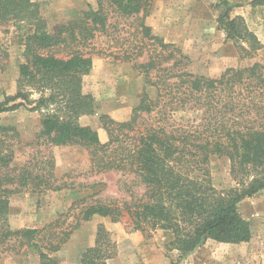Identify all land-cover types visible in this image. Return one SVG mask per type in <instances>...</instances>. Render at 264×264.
I'll return each mask as SVG.
<instances>
[{
  "label": "trees",
  "instance_id": "trees-1",
  "mask_svg": "<svg viewBox=\"0 0 264 264\" xmlns=\"http://www.w3.org/2000/svg\"><path fill=\"white\" fill-rule=\"evenodd\" d=\"M96 3L97 9L89 7L80 21L62 24L49 32L37 2L0 0V21L23 22L31 27L24 37V61L17 67V91L0 102V113L19 107L37 111L40 121L36 139L50 145H79L93 150L95 155L98 150H109L110 155L101 158L98 166L128 169L144 192L140 198L122 204L84 206L78 211L79 220L69 230L51 231L60 225L58 217L42 228L12 230L5 219L10 195L30 188L41 192L63 186L54 183L49 170L34 172L23 165L10 173L17 142L11 139L18 137V131L11 125H0V244L14 239L39 250L40 264H59L49 252L58 251L80 222L93 216L109 217L113 222L126 217L132 229L142 233L169 231L172 239L168 245L181 257L208 239L221 243L249 241L250 223L239 213L238 204L264 189V63L227 67L217 77L196 75L179 69L182 60L187 59L179 49L153 36L160 49L153 50L137 67L145 76V85L155 88V97H149L143 89L127 120L115 122L101 115L109 135L107 142L101 143L96 129L78 122L80 115L93 112V98L81 92L92 58L79 49L67 57H57L51 50L60 45H83L95 32H102L107 21L105 4L128 17L145 15L151 0ZM250 3L263 5L264 0ZM221 4L224 10L216 22L226 38L235 45L245 43L250 52L259 50L262 44L256 34L242 18L231 16L227 1ZM144 30L148 33L149 28L144 26ZM168 47L171 49L164 54L162 50ZM32 93L39 96L30 98ZM190 111L197 112L198 118L190 123L178 122L179 113ZM143 114L158 117L138 131L132 143L122 145L119 134L133 130ZM118 150L123 155L116 160L114 152ZM214 155L229 160L233 187L218 190L212 184L207 161ZM72 208L74 204L69 210ZM115 255L116 244L100 225L93 245L81 253L80 264H108Z\"/></svg>",
  "mask_w": 264,
  "mask_h": 264
},
{
  "label": "rangeland",
  "instance_id": "rangeland-1",
  "mask_svg": "<svg viewBox=\"0 0 264 264\" xmlns=\"http://www.w3.org/2000/svg\"><path fill=\"white\" fill-rule=\"evenodd\" d=\"M33 1L38 3L40 17L49 32H55L62 24L80 21L89 7L97 9L96 0ZM221 1L151 0L145 15L128 17L120 16L105 4L107 21L102 32H95L94 37L83 45L73 43L54 47L51 51L57 57H67L72 50L79 49L92 58V68L83 76L81 92L93 98V112L80 115L78 122L96 129L101 143H105L109 135L103 128L101 115L121 122L129 118L143 89L149 97H155V88L145 85V76L137 67L153 50L160 49L153 36L179 49L187 57L179 69L196 75L217 77L227 67L264 63V4L252 6V0H225L232 8L231 16L242 18L262 44L259 50L250 52L245 43L233 44L226 38L224 30L218 28L216 19L224 10ZM144 26L149 28L148 33ZM30 31L31 27L23 22L0 21V102L17 91V67L24 61V37ZM169 49L162 51L167 54ZM154 74L151 73V79ZM38 96V93H32L30 98ZM157 117L143 114L133 130L119 134L122 145L132 143V137L145 125L155 122ZM194 117L198 118L197 112H181L177 120L190 123ZM39 121L40 114L25 107L0 113V125H11L18 131V137L11 139V142H17L9 172L14 174L23 165L33 168L34 172L49 170L54 183L63 186L41 192L30 188L10 195L5 219L12 230L42 228L57 217L60 225L52 227L51 231L69 230L79 220L78 211L88 204H122L142 196L144 187L128 169L98 166L101 158L110 155L109 150H98L95 155L93 150L79 145H50L46 140L36 139ZM122 155V150L114 152L116 160ZM207 168L216 189L235 185L226 157L210 156ZM73 204L74 208L69 210ZM238 211L249 221L251 239L256 242L253 248L257 251L251 246L248 249L250 261L247 264H263L264 189L243 199L238 204ZM100 225L116 244V255L110 264H185L183 256L168 245L172 239L169 231H135L126 217L118 222L101 216L81 221L58 251L49 252L50 256L59 264H80L81 253L93 245ZM48 237L46 233L45 238ZM40 244L43 245V241ZM0 264H40L39 250L11 239L0 244Z\"/></svg>",
  "mask_w": 264,
  "mask_h": 264
},
{
  "label": "crops",
  "instance_id": "crops-1",
  "mask_svg": "<svg viewBox=\"0 0 264 264\" xmlns=\"http://www.w3.org/2000/svg\"><path fill=\"white\" fill-rule=\"evenodd\" d=\"M253 244L255 245L256 242H253L252 239L240 243H221L208 239L203 245L183 256L184 259H182L185 264H247V261H250L249 247L251 246L253 251H257L256 248H253ZM108 264H110V260Z\"/></svg>",
  "mask_w": 264,
  "mask_h": 264
}]
</instances>
